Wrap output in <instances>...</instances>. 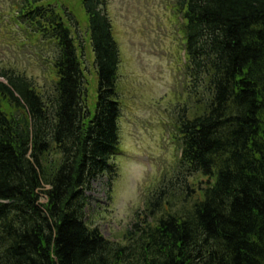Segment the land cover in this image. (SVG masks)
<instances>
[{
    "label": "trees",
    "instance_id": "16d2710c",
    "mask_svg": "<svg viewBox=\"0 0 264 264\" xmlns=\"http://www.w3.org/2000/svg\"><path fill=\"white\" fill-rule=\"evenodd\" d=\"M80 1L93 111L73 12L13 3L18 27L53 46L54 88L0 66V264H264V0L175 1L190 85L176 118L183 197L154 189L121 241L85 220L86 190L116 174L120 52L107 0Z\"/></svg>",
    "mask_w": 264,
    "mask_h": 264
},
{
    "label": "rangeland",
    "instance_id": "374dc122",
    "mask_svg": "<svg viewBox=\"0 0 264 264\" xmlns=\"http://www.w3.org/2000/svg\"><path fill=\"white\" fill-rule=\"evenodd\" d=\"M50 1L73 12L77 34L86 40L81 67L86 102L93 111L98 75L87 14L80 0ZM175 1L107 0L106 12L120 52L119 144L110 159L116 169L110 185L104 175L85 192V220L112 240H122L154 189L167 188L178 201L183 197L175 176L180 148L176 118L180 107L189 105L190 85L184 72L182 18L175 11ZM14 2L0 0V66L25 74L38 90L49 94L54 88L53 46L18 27L12 20ZM198 178L199 174L188 177L195 185Z\"/></svg>",
    "mask_w": 264,
    "mask_h": 264
}]
</instances>
